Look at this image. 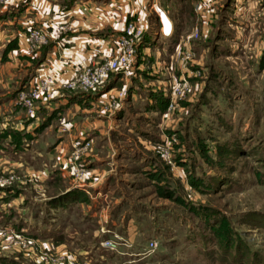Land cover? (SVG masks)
Here are the masks:
<instances>
[{"label":"rangeland","instance_id":"rangeland-1","mask_svg":"<svg viewBox=\"0 0 264 264\" xmlns=\"http://www.w3.org/2000/svg\"><path fill=\"white\" fill-rule=\"evenodd\" d=\"M173 2L182 12L178 35L163 36L143 14L129 73H111L89 91L103 93L96 103L73 109L74 92L28 117L14 104L19 81L3 86V78L0 130L30 138L19 153L0 139V178L19 176L0 186L16 192L0 198V264H80L78 251L95 264H264V0H214L207 23L194 0ZM85 139L76 161L88 167L85 181L97 177L85 192L91 199L51 201L64 186L79 187L69 173L48 180V148L62 140L71 151ZM155 169L185 204L155 193ZM188 174L205 186H192ZM53 232L71 242L53 250L43 241Z\"/></svg>","mask_w":264,"mask_h":264},{"label":"crops","instance_id":"crops-1","mask_svg":"<svg viewBox=\"0 0 264 264\" xmlns=\"http://www.w3.org/2000/svg\"><path fill=\"white\" fill-rule=\"evenodd\" d=\"M213 2L214 0H194L193 4L196 5L197 9L200 8L199 15L204 23L211 19V4ZM3 4V10L0 13V39L3 41L1 45L3 47L12 37L16 39V46L6 51L4 59H1L0 62V83L3 82L4 78V85H0L3 86L13 80H18V83L22 80L32 83L39 77L52 76L54 86L57 87L59 81L72 76L80 57L85 56L90 60L98 61L101 57L110 54L112 40L122 31L127 18L138 14L145 15L146 13V16L150 17L157 27L156 14L152 9V6H157L164 11L171 22L172 35L174 33L178 35V27L181 24L179 16H182L180 4H178V12L180 13L173 11L176 7L173 0H162L161 2L160 0H6ZM197 15L195 13V20L199 19ZM58 23H64L68 26L67 30L60 35L58 44L50 41L34 50H28L25 36L28 26L35 25L47 29ZM1 73H3V77ZM116 76L117 74H114V80ZM100 92H97L96 96L90 92L77 93L78 99L77 97L72 99L71 107L77 109L79 102L84 101L88 104L92 101L96 103L103 94H99ZM70 94L72 95H68L66 98L62 92L55 90L51 101L47 103L45 109L41 107V110L49 112L55 103H64L69 97L71 100V97L75 96L76 93ZM80 108L82 111H88L84 107ZM18 124L22 127L20 120ZM61 141H55L48 148L51 160L49 162L48 180L53 179L56 173L59 175L68 174L70 150ZM43 165L42 163L41 166ZM41 173L43 175L45 172L39 174ZM93 187L88 188V193H93ZM68 189L70 187L64 186L56 193L59 191L63 193ZM79 190L81 189L79 188ZM66 216H68V211ZM51 234L49 242L43 241L49 243V247L53 250L61 249L62 246L66 245L64 240H67L68 243L71 242L69 239L71 237L67 238L66 235L61 237L54 232ZM77 255L78 258H75L77 263L95 264L94 258L93 260L85 258L84 252L78 251ZM96 260L98 263H102L106 259L97 258Z\"/></svg>","mask_w":264,"mask_h":264},{"label":"built area","instance_id":"built-area-1","mask_svg":"<svg viewBox=\"0 0 264 264\" xmlns=\"http://www.w3.org/2000/svg\"><path fill=\"white\" fill-rule=\"evenodd\" d=\"M5 0H0L4 2ZM158 22V28L163 36H169L172 33V25L164 11L157 6H152ZM144 15L138 14L125 20L122 31L112 40V50L107 56L101 57L98 61L90 60L88 57L82 56L77 61L76 69L71 77L58 82L57 87L54 86L52 76L39 77L34 82L28 83L27 86L18 88L14 96V104L19 106L27 116H36L41 107L47 106L54 95V91H71L78 93H87L99 86L111 73H120L119 76L129 73L136 57V49L143 38L144 31ZM68 26L64 23H58L48 29H42L39 26L30 25L26 29V41L29 51L34 50L48 41L59 43L60 35L67 30ZM124 90H119L115 97L106 102L104 106L110 108V105L122 97ZM170 106V103H168ZM87 139L82 141H74L69 153L70 164L68 173L74 186L79 187L88 193V188L93 186L97 177H89L85 181L88 167L83 162L76 161L77 157L85 154L84 150L88 148ZM86 177V178H85ZM19 179V176L9 172L6 176L0 178V186L8 185L12 180ZM89 194V193H88ZM102 245L110 249L116 247V242L105 239ZM154 245L149 242V247ZM65 258L62 254L59 260ZM66 264H72L67 257ZM54 261V260H53ZM58 261V260H57ZM56 261V262H57Z\"/></svg>","mask_w":264,"mask_h":264},{"label":"trees","instance_id":"trees-1","mask_svg":"<svg viewBox=\"0 0 264 264\" xmlns=\"http://www.w3.org/2000/svg\"><path fill=\"white\" fill-rule=\"evenodd\" d=\"M48 42H50V41H48ZM47 43H45V44H47ZM15 46H16V39H15V37H12L2 47L1 55H0L1 59H4V57H5L4 55H5L6 51L14 48ZM22 81L23 82L22 83L20 82V84L18 85L16 90L18 88L27 86L28 83L25 82V80H22ZM44 108H46V107H44ZM28 117H31V116H28ZM48 120H49V115L41 124H39L38 126H34V130L37 131L40 127H42L43 125H46V123H48ZM5 129L0 130V139H2V138L8 139V141L11 143V145H13V151L15 153L21 152L23 150V142L22 141L25 138H30V134H28L26 131L24 132V130H22L20 132L13 130L14 132H11V133H13V134H11L10 132H8ZM10 135H15L14 136L15 138L9 139ZM161 172L162 171L159 169H155L154 172H152L153 173L152 178L154 179V182H155V186H154L155 193L159 196H163V197H167L169 199H172L177 203L185 204V201L183 200V198H181L180 195L175 194L171 188L163 187L162 185H160V183L157 180L160 178V175L162 174ZM188 181L192 186H195L198 188H202L205 186V182L203 179L197 178L196 176L191 175V174H188ZM1 193H2V195H0V198L2 200H6L7 198H9L11 196L15 197V195H16L15 187L14 188H13V186L0 187V194ZM53 199H54V201L56 199H60V200L64 199L63 203L66 204L65 200H69V201H73L74 199L75 200H77V199L89 200L90 198L84 191L79 190L77 188H71V189H68L67 191H65L63 193L57 194L56 196L52 197L51 201H53Z\"/></svg>","mask_w":264,"mask_h":264}]
</instances>
